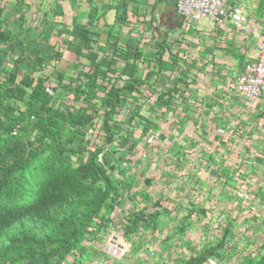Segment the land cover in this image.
Instances as JSON below:
<instances>
[{
  "label": "crops",
  "instance_id": "0c3cea01",
  "mask_svg": "<svg viewBox=\"0 0 264 264\" xmlns=\"http://www.w3.org/2000/svg\"><path fill=\"white\" fill-rule=\"evenodd\" d=\"M176 1L0 0L3 29L21 33L29 49L74 44L79 27L92 23L84 52L97 60L89 65L105 61L116 77L132 70L141 82L136 132L149 130L132 153L120 151L135 182L99 235L123 252L116 258L90 243L86 264L96 263V251L101 264H180L207 252L202 264H264V92L247 105L235 90L257 58L264 0H222L243 8L248 33L229 18L187 20ZM69 55L72 65L87 63ZM129 211L158 214L157 226L127 232Z\"/></svg>",
  "mask_w": 264,
  "mask_h": 264
},
{
  "label": "trees",
  "instance_id": "16d2710c",
  "mask_svg": "<svg viewBox=\"0 0 264 264\" xmlns=\"http://www.w3.org/2000/svg\"><path fill=\"white\" fill-rule=\"evenodd\" d=\"M2 23L0 14V264H86L85 242L100 240L135 182L120 151L132 153L149 130L136 132L141 82L132 70L116 77L105 61L89 65L97 60L84 52L92 23L50 52L29 49ZM68 51L87 62L73 65L74 78L52 64ZM157 215L129 211L126 231L156 227ZM207 254L180 264H202Z\"/></svg>",
  "mask_w": 264,
  "mask_h": 264
},
{
  "label": "built area",
  "instance_id": "2783aa9c",
  "mask_svg": "<svg viewBox=\"0 0 264 264\" xmlns=\"http://www.w3.org/2000/svg\"><path fill=\"white\" fill-rule=\"evenodd\" d=\"M177 13L188 19L193 17H207L216 23H223L226 18L245 33L250 31L247 25L248 18L240 6H230L222 0H177ZM260 42L257 58L254 62L245 64L243 71L235 82V90L246 99V104H252L264 92V23L260 28ZM20 126L13 129L16 134ZM103 250L113 257H119L123 250L115 240L111 238L103 244Z\"/></svg>",
  "mask_w": 264,
  "mask_h": 264
},
{
  "label": "rangeland",
  "instance_id": "374dc122",
  "mask_svg": "<svg viewBox=\"0 0 264 264\" xmlns=\"http://www.w3.org/2000/svg\"><path fill=\"white\" fill-rule=\"evenodd\" d=\"M69 34V33H68ZM61 44V43H60ZM52 64L53 65H55L56 67H57V69L59 70V71H61V72H64V73H66V75L67 76H72L73 78H74V75H75V73H76V70H75V67L72 65V57L69 55V51H68V54H67V57L66 58H61V57H59L58 58V61H54V62H52ZM50 67L51 68H48V70H46V73H49V72H51V69L53 68V66H51L50 65ZM61 92V91H60ZM61 96L62 95H59V98L61 99ZM62 97H64V95L62 96ZM58 101V100H57ZM65 101H69V98L68 97H66L65 98ZM127 153H128V151H127ZM127 153H123V151H122V154H127ZM129 165V164H128ZM147 168V167H146ZM130 168H128V170H129ZM113 215H114V212L111 214V218L113 219ZM162 226V225H161ZM188 227V229H190L191 230V232L192 233H194V231H195V227L193 226V225H190V226H186V228ZM201 230H202V228H201ZM196 231H198V229H196ZM180 235H181V232L179 233ZM104 239L103 238H101V240H93V241H86L85 242V244H86V246H88V247H90L89 245H90V243H93V244H96L97 246H98V249H101L102 250V247H103V244H104ZM88 242H89V244H88ZM134 249V248H133ZM154 250L156 251V252H159V250H158V248H157V246H154ZM89 251L91 252V254H92V251L91 250H88V253H89ZM106 258H107V256H106ZM148 258H150L151 260H155L157 257L155 256H153V258L152 257H148ZM104 259V256L100 253V254H98V252L96 251V252H93V261L92 262H96L95 264H101V262H102V260ZM73 263V259H72V257H67V261L64 263V264H72ZM103 264V263H102Z\"/></svg>",
  "mask_w": 264,
  "mask_h": 264
},
{
  "label": "clouds",
  "instance_id": "9594fccd",
  "mask_svg": "<svg viewBox=\"0 0 264 264\" xmlns=\"http://www.w3.org/2000/svg\"><path fill=\"white\" fill-rule=\"evenodd\" d=\"M115 210H116V209H115ZM102 234H103V233H102ZM102 234H101V235H102ZM99 238H100V237H99ZM95 240H97V239H95Z\"/></svg>",
  "mask_w": 264,
  "mask_h": 264
}]
</instances>
